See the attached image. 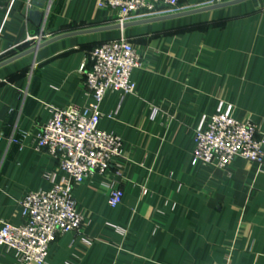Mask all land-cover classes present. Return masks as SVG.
Returning <instances> with one entry per match:
<instances>
[{"label":"crops","instance_id":"1","mask_svg":"<svg viewBox=\"0 0 264 264\" xmlns=\"http://www.w3.org/2000/svg\"><path fill=\"white\" fill-rule=\"evenodd\" d=\"M211 1L180 0L177 10ZM29 10L43 11L40 24ZM184 18L64 38L0 68V217L18 223L22 196L49 188L57 168L34 147L50 106L93 101L80 71L90 50L123 33L140 54L134 92L110 91L101 103L99 127L122 140L112 177L122 201L107 203L114 167L76 184L80 232L58 235L48 264H264V155L259 167L191 164L194 130L217 110L250 118L264 137V0ZM113 19L97 0H0V61L33 45L30 36ZM0 264H16L1 246Z\"/></svg>","mask_w":264,"mask_h":264},{"label":"built area","instance_id":"2","mask_svg":"<svg viewBox=\"0 0 264 264\" xmlns=\"http://www.w3.org/2000/svg\"><path fill=\"white\" fill-rule=\"evenodd\" d=\"M35 0H26L32 6ZM180 0H97L100 9L114 12L113 22L176 11ZM11 3L7 7L9 11ZM37 41L41 36L28 37ZM36 41V42H37ZM80 71L93 97L87 105L50 106V117L38 129L34 147L45 150L57 161L50 173L47 189L27 191L19 201L20 221L0 217V246L15 258L16 264H48L46 257L56 237L66 232L77 234L82 216L77 209L73 188L94 173L108 174L107 203L116 207L122 201L121 188L113 184L120 174L115 161L122 157V140L99 127L101 103L110 91L121 96L135 90L131 72L140 65V54L123 33L95 45ZM257 127L250 118H236L230 109L217 110L204 125L194 130L192 165L214 163L223 168L236 158L257 164L263 162L264 137L256 138ZM49 176V175H47ZM233 264V263H226Z\"/></svg>","mask_w":264,"mask_h":264},{"label":"water","instance_id":"3","mask_svg":"<svg viewBox=\"0 0 264 264\" xmlns=\"http://www.w3.org/2000/svg\"><path fill=\"white\" fill-rule=\"evenodd\" d=\"M245 1H248V0H216L214 3H209V4L197 6V7H191V8L181 9V10L167 12V13H161L157 15L139 17L136 19L126 20L121 23L120 22H110L106 24H100V25H95L91 27H85L81 29H75L71 31L57 33L48 38L39 39L36 43L29 46L28 48L18 53H15L14 55H11L10 57H7L6 59L0 61V68L26 55L33 54L38 49H41L45 46H48L64 38L85 35V34H95V33H102V32H108V31H115V30L125 32L127 29L132 28V27L149 25V24L159 23V22L168 21V20L180 19V18L192 16L195 14H200L203 12H208L212 10L234 6V5L243 3ZM33 4L39 8H43L45 4V0H35ZM42 14H43V11H39V10H29L28 12L29 18L32 19L36 24L41 23Z\"/></svg>","mask_w":264,"mask_h":264},{"label":"rangeland","instance_id":"4","mask_svg":"<svg viewBox=\"0 0 264 264\" xmlns=\"http://www.w3.org/2000/svg\"><path fill=\"white\" fill-rule=\"evenodd\" d=\"M216 0H212L211 2H215ZM182 5V3H179V6H181ZM189 19H197V16H195V17H192V18H184V19H182V20H179L180 22H184V21H189ZM193 21V20H192ZM173 23H176V22H173ZM191 26H193V25H191ZM34 36V35H33ZM36 39L35 38H33V39H31V40H29V41H27V42H32L33 44L34 43H36Z\"/></svg>","mask_w":264,"mask_h":264}]
</instances>
